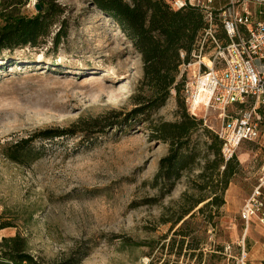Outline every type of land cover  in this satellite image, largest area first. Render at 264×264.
<instances>
[{
  "label": "rangeland",
  "instance_id": "1",
  "mask_svg": "<svg viewBox=\"0 0 264 264\" xmlns=\"http://www.w3.org/2000/svg\"><path fill=\"white\" fill-rule=\"evenodd\" d=\"M43 11L53 23L47 36L0 51V241L24 236L48 264L86 252L78 264H235L243 244L250 264H264V233L255 223L245 231L239 217L264 175V128L235 153L226 189L212 167L201 177L214 159L201 131L190 139L201 158L179 179L156 181L170 143L155 139L150 125L180 119L175 90L163 107L125 122L143 74L131 40L92 0H0V26L5 16ZM213 34L226 42L221 19ZM200 50L206 63L216 52L208 37ZM96 124L107 130L85 137L81 130ZM216 124L213 114L205 125ZM65 127L80 131L36 138L41 155L30 164L6 156L21 138ZM195 200L203 201L178 222Z\"/></svg>",
  "mask_w": 264,
  "mask_h": 264
},
{
  "label": "trees",
  "instance_id": "2",
  "mask_svg": "<svg viewBox=\"0 0 264 264\" xmlns=\"http://www.w3.org/2000/svg\"><path fill=\"white\" fill-rule=\"evenodd\" d=\"M107 17L109 16L124 34L131 40L136 52L141 54L143 74L140 78L139 93L134 96L136 105L126 114L124 121L136 116L151 114L163 107L169 100L172 90L178 96L180 119L177 121H160L151 126L155 139L170 143L169 152L161 157L159 171L155 178L165 180L179 179L181 171L196 163L200 157L191 146V135L201 131L212 142L206 146L214 156L205 164L201 177L212 176L210 168L216 169L221 178L222 189H226L237 173L236 156L226 161L222 156L223 141L200 119L187 110L183 88L186 73L181 75L182 65L193 61V52L198 51V43L204 35L208 22L201 6L192 4L175 8L166 0H92ZM40 7L44 4L40 3ZM49 13L40 12L35 16L9 15L4 17L0 26V51L3 48L14 50L19 46L36 45L40 37L47 36L52 26ZM215 19L219 21L218 16ZM61 33L56 34L57 42ZM226 37V36H225ZM227 40V37H226ZM122 116V115H121ZM117 115L116 118H119ZM111 121L107 125L117 124ZM106 125H94L91 129H82L87 136L104 132ZM80 130L70 127L40 130L34 136L21 138L10 145L6 156L14 162L30 164L41 155L40 148L34 145L35 139L47 140L65 136H75ZM224 168L220 170V167ZM221 171V172H220ZM209 185V184H208ZM216 197L214 203L217 202ZM203 200H195L193 207L185 209L178 222L199 205ZM223 203V202H221ZM203 209V208H201ZM88 252L73 256L60 264H78ZM0 264H48L36 258L28 250L27 238L16 234L3 237L0 241Z\"/></svg>",
  "mask_w": 264,
  "mask_h": 264
},
{
  "label": "built area",
  "instance_id": "3",
  "mask_svg": "<svg viewBox=\"0 0 264 264\" xmlns=\"http://www.w3.org/2000/svg\"><path fill=\"white\" fill-rule=\"evenodd\" d=\"M246 1L229 0L230 4L220 9L211 7L214 0L172 2L176 8L192 4L204 10L208 22L204 40H212L216 52L211 65L205 62L202 50H195L193 61L182 65L181 75L187 74L183 96L187 110L201 115L205 124L214 114L217 124L207 126L223 141L226 161L234 158L243 143L260 138L264 128V19L253 20ZM242 4L244 8L239 9ZM216 15L222 21L226 42L213 34ZM244 202L239 217L245 222V231L252 223L264 228V175ZM242 247L235 264H250L245 244Z\"/></svg>",
  "mask_w": 264,
  "mask_h": 264
},
{
  "label": "crops",
  "instance_id": "4",
  "mask_svg": "<svg viewBox=\"0 0 264 264\" xmlns=\"http://www.w3.org/2000/svg\"><path fill=\"white\" fill-rule=\"evenodd\" d=\"M226 3H227V5H229L230 4L229 0H226ZM246 3H247V7L250 11V16L253 20L264 19V2H261V1L259 2L258 0H247ZM213 4H214V2L212 3L211 7L215 8L213 6ZM220 8H223V7H216L215 9H220ZM243 8H244L243 4L239 5V9H243ZM256 225L258 226V228H260V231L264 233V228H262L259 224H256Z\"/></svg>",
  "mask_w": 264,
  "mask_h": 264
},
{
  "label": "water",
  "instance_id": "5",
  "mask_svg": "<svg viewBox=\"0 0 264 264\" xmlns=\"http://www.w3.org/2000/svg\"><path fill=\"white\" fill-rule=\"evenodd\" d=\"M36 8L40 10V5L37 4Z\"/></svg>",
  "mask_w": 264,
  "mask_h": 264
},
{
  "label": "bare ground",
  "instance_id": "6",
  "mask_svg": "<svg viewBox=\"0 0 264 264\" xmlns=\"http://www.w3.org/2000/svg\"><path fill=\"white\" fill-rule=\"evenodd\" d=\"M208 65H211V61H208V63H207Z\"/></svg>",
  "mask_w": 264,
  "mask_h": 264
}]
</instances>
